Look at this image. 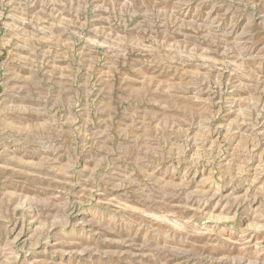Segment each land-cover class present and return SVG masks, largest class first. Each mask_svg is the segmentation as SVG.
<instances>
[{
    "label": "rangeland",
    "instance_id": "obj_1",
    "mask_svg": "<svg viewBox=\"0 0 264 264\" xmlns=\"http://www.w3.org/2000/svg\"><path fill=\"white\" fill-rule=\"evenodd\" d=\"M0 264H264V0H0Z\"/></svg>",
    "mask_w": 264,
    "mask_h": 264
}]
</instances>
